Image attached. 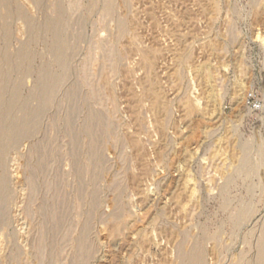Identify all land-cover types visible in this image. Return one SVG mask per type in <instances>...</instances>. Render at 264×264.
<instances>
[{
    "label": "rangeland",
    "instance_id": "obj_1",
    "mask_svg": "<svg viewBox=\"0 0 264 264\" xmlns=\"http://www.w3.org/2000/svg\"><path fill=\"white\" fill-rule=\"evenodd\" d=\"M0 142V264H263L264 0H0Z\"/></svg>",
    "mask_w": 264,
    "mask_h": 264
},
{
    "label": "bare ground",
    "instance_id": "obj_2",
    "mask_svg": "<svg viewBox=\"0 0 264 264\" xmlns=\"http://www.w3.org/2000/svg\"><path fill=\"white\" fill-rule=\"evenodd\" d=\"M38 4H39V3H38ZM2 6H3V5H2ZM55 6H57V5H55ZM61 10H62V9H61ZM111 11H112V10H111ZM56 12H57V11H56ZM61 12H62V11H61ZM105 13H106V14L109 13V8H106ZM113 14H114V13H113ZM5 18H6V17H5ZM26 19H27V18H26ZM6 20H7V19H6ZM116 20H117V19H116ZM121 20H122V19H121ZM53 21H54V20H53ZM55 22H56V21H55ZM120 22H121V21H120ZM28 23H29V22H28ZM28 23H27V24H28ZM116 23H118V21H117ZM6 24H7V23H6ZM122 24H123V23H122ZM58 25H59V24H58ZM6 26H7V25H6ZM118 26H119V25H118ZM121 26H122V25H121ZM123 26H124V25H123ZM118 29H119V27H118ZM56 31H58V29H57ZM118 31H119V30H118ZM120 31H121V30H120ZM123 33H124V32H123ZM60 37H61V35H60ZM56 38H57V37H56ZM58 41L60 42V39H59ZM59 42H58V43H59ZM50 44H51V43H50ZM54 46H55V45H54ZM62 47H64V46H62ZM55 50H56V49H55ZM110 51H111V50H110ZM55 52L57 53V50H56ZM2 53H3V52H2ZM49 53H50V52H49ZM108 53H109V52H108ZM59 54H60V53H59ZM59 56H60V55H59ZM55 57H56V56H55ZM114 57H115V56H114ZM56 58H57V57H56ZM5 59H6V58H5ZM25 60H26V59H25ZM59 60H60V58H59ZM3 61H4V60H3ZM8 61H9V60H8ZM9 62H10V61H9ZM21 62H22V61H21ZM21 64H22V63H21ZM4 66H5V65H4ZM4 66H3V67H4ZM8 66H9V65H8ZM46 70H47V69H46ZM49 71H50V70H49ZM46 72H48V71H46ZM50 73H51V72H50ZM65 73H66V72H65ZM65 73H64V74H65ZM39 74H40V73H39ZM53 74H54V73H53ZM9 75H10V73H9ZM45 75H46V74H45ZM47 76H48V75H47ZM55 76H56V75H55ZM5 77H7V76H5ZM42 77H43V76H42ZM42 77H41V79H42ZM64 77H65V76H64ZM66 77H67V76H66ZM1 78H2V77H1ZM61 78H62V77H61ZM57 79H59V78H57ZM65 80H66V78H65ZM65 80H64V82H65ZM58 81H60V80H58ZM64 82H62V83H64ZM41 83H42V82H41ZM48 83H49V82H48ZM56 83H58V82H56ZM56 83H55V84H56ZM55 84H53V85H55ZM59 84H60V83H58V85H59ZM45 85H46V84H45ZM53 85H52V86H53ZM11 86H12V85H11ZM46 86H47V85H46ZM54 87H55V86H54ZM4 88H5V87H4ZM47 88H48V87H47ZM49 88H50V87H49ZM49 88H48V89H49ZM53 89H54V88H53ZM57 89H58V88H57ZM44 90H45V89H44ZM46 91L49 92L50 90H49V91L46 90ZM6 92H7V90H6ZM6 92H5V93H6ZM47 92H46V93H47ZM42 93H43V92H42ZM44 93H45V92H44ZM55 93H56V92H55ZM67 93H68V92H67ZM1 94H2V93H1ZM38 94H39V92H38ZM49 94H52V93H49ZM14 95H15V93H14ZM44 95H45V94H44ZM15 96H16V95H15ZM41 96H42V95H41ZM43 97H45V96H43ZM14 98H15V97H14ZM37 99H38V97H37ZM19 100H20V99H19ZM44 100H45V99H44ZM42 101H43V100H42ZM45 101H46V100H45ZM51 101H52V100H51ZM45 103H46V102H45ZM24 104H25V103H24ZM42 104H43V103H42ZM11 105H12V104H11ZM51 105H52V104H51ZM24 106H25V105H24ZM40 106H41V105H40ZM22 108H24V107H22ZM28 108H29V107H28ZM34 108H35V107H34ZM37 108H38V107H37ZM40 108H41V107H40ZM40 108H39V109H40ZM10 109H11V108H10ZM32 109H33V108H32ZM41 109H42V108H41ZM22 110H23V109H22ZM44 110H45V109H44ZM28 111H29V110H28ZM38 111H40V110H38ZM31 112H32V111H31ZM27 113H28V112H27ZM38 113H39V112H37V114H38ZM20 114H21V113H20ZM33 114H34V113H33ZM39 114L41 115V113H39ZM34 115H36V114H34ZM40 115H38V116H40ZM20 116H21V115H20ZM26 116H27V115H26ZM36 116H37V115H36ZM38 116H37V117H38ZM6 117H7V116H6ZM31 117H32V116H31ZM31 117H30V119H32ZM37 117H36V118H37ZM11 118H12V117H11ZM15 118H17V117H15ZM34 118H35V117H34ZM34 118H33V119H34ZM91 119H92V118H91ZM11 120H12V119H11ZM27 120H28V119H27ZM100 120H101V119H100ZM20 121H21V120H20ZM20 121H19V123H20ZM31 121H32V120H31ZM6 122H7V121H6ZM6 122H5V123H6ZM87 122H88V121H87ZM89 122H90V121H89ZM26 123H27V122H26ZM34 123H35V122H34ZM97 123H98V122H97ZM18 126H20V125H18ZM91 126H92V125H91ZM34 127H35V126H34ZM6 128H7V127H6ZM15 128H16V127H15ZM29 128H31V127H29ZM36 128H37V126H36ZM91 129H92V128H91ZM1 130H2V128H1ZM12 130H13V129H12ZM12 130H11V131H12ZM23 130H24V129H23ZM23 130H22V131H23ZM29 130H30V129H29ZM35 131H36V130H35ZM5 132H6V129H5ZM18 132H19V131H18ZM33 132H34V131H33ZM84 132H85V131H84ZM23 133H24V132H23ZM34 133H35V132H34ZM34 133H33V134H34ZM13 134H14V133H13ZM25 134H26V132H25ZM85 134H86V133H85ZM16 135H17V134H16ZM23 135H24V134H23ZM23 135H22V137H23ZM27 135H28V133H27ZM89 135H91V134H89ZM19 136H20V135H19ZM2 137H5V139L8 140V141H10V140L12 139V136L10 135V133H6L5 136H2ZM24 137H25V136H24ZM30 138H31V137H30ZM18 139H19V138H18ZM22 139H24V138H21V140H22ZM16 140H17V139H16ZM16 140H15V143H16ZM25 140H26V139H25ZM17 141H18V140H17ZM0 143H1V142H0ZM18 143H19V141H18ZM16 144H17V143H16ZM0 146H1V144H0ZM16 146H17V145H16ZM1 153H2V152H1ZM7 153H8V152H7ZM89 153H90V152H89ZM93 155H95V154H93ZM3 160H4V159H3ZM92 160H93V159H92ZM243 161H244V166H247V165H246V164H247L246 156H244ZM3 167H4V166H3ZM244 168H246V167H244ZM2 183H3V182H2ZM6 185H7V184H6ZM32 187H33V186H32ZM6 188H7V187H6ZM2 191H3V190H2ZM33 192H34V191H33ZM3 198H4V197H3ZM80 249H81V247H80ZM80 249H79V251H81ZM184 254H185V253H184ZM181 257H182V255H181ZM190 259H192V261H194V263H196L197 257L194 256V258H190ZM262 261H263V260H261V262H262ZM186 262H187V261H186ZM200 262H201V261H200ZM183 264H184V263H183ZM263 264H264V263H263Z\"/></svg>",
    "mask_w": 264,
    "mask_h": 264
}]
</instances>
